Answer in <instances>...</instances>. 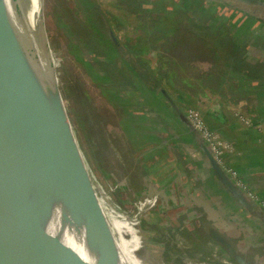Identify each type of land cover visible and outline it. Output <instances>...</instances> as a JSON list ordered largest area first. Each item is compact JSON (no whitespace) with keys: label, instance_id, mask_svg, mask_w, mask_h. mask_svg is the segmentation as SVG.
<instances>
[{"label":"rangeland","instance_id":"rangeland-1","mask_svg":"<svg viewBox=\"0 0 264 264\" xmlns=\"http://www.w3.org/2000/svg\"><path fill=\"white\" fill-rule=\"evenodd\" d=\"M44 7L48 43L69 123L102 205L131 244L138 264H236L230 256L217 253L212 244L216 243L209 241V228L221 232L248 261L264 264V246L260 241H246L242 230L202 219L197 224L200 229L183 232L182 226H173L178 225L175 219L170 217V223L162 218L157 196L147 195L142 180L144 167L150 165L142 154L146 143L141 148L139 144L154 132L145 134L134 125L140 120L137 100L156 109L146 124L167 130L177 127H168L173 114L187 116L193 107L206 124L225 127L250 151L254 144L247 129L253 126L251 122L264 125L263 112L256 108L252 91L245 88L250 82L238 76L235 88L227 77L220 79L213 71H217L219 54L212 48L218 47L215 39L238 41L244 53L253 45L261 48L264 25L252 19L236 25V19L228 21L233 17L223 7L170 12L162 5L153 14L134 9L129 0H44ZM204 37L211 43L208 50ZM259 51L254 48L253 52ZM82 53L88 54V62ZM141 61L146 62L144 69L152 73V80L145 76ZM88 65L99 75L106 73L109 82L97 78ZM150 82L156 83L154 89ZM127 125L135 131L128 132ZM179 127L178 131H186ZM158 148L159 144L151 142L145 149L158 158ZM236 161L241 165L245 160L238 157ZM212 202L221 207L217 199ZM220 209L207 208L205 215L217 219ZM197 214L204 215L200 208L184 215L193 229ZM114 239L121 251L119 237Z\"/></svg>","mask_w":264,"mask_h":264},{"label":"water","instance_id":"water-1","mask_svg":"<svg viewBox=\"0 0 264 264\" xmlns=\"http://www.w3.org/2000/svg\"><path fill=\"white\" fill-rule=\"evenodd\" d=\"M205 2L264 25L263 0ZM180 119L197 148H189L180 134L175 141L186 153L200 154L199 161L226 194L225 201L217 199L221 211L234 203L230 218L264 240V204L219 164L189 115ZM225 162L264 202L228 157ZM216 220L213 224L229 225L221 214ZM208 233L218 254L236 264H256L236 253L221 232L209 228ZM115 237L68 120L48 43L44 0H0V264H124Z\"/></svg>","mask_w":264,"mask_h":264},{"label":"crops","instance_id":"crops-1","mask_svg":"<svg viewBox=\"0 0 264 264\" xmlns=\"http://www.w3.org/2000/svg\"><path fill=\"white\" fill-rule=\"evenodd\" d=\"M252 96H254L253 100L256 103V108L263 112L264 115V94L258 91ZM192 109L196 108L192 107ZM181 117L187 118L186 115H181L179 112H176L172 115V119H168V124L170 127L177 126L175 130H172L173 133L185 137V141L189 148L196 149V145H194L191 138H189L190 129H188L184 121L180 119ZM261 122L264 123V117L261 118ZM251 124L253 126L249 127L247 130L251 136L254 147H251L250 151H246L238 138L229 130L225 129V127L210 122L209 127L214 130L222 140L230 141L233 145V150L231 153L227 154L228 161L243 173L247 186L264 197V125L259 122L255 123L256 126L252 122ZM179 126L185 128L186 131H178ZM191 137H193V135ZM173 141L174 144L172 143L173 145L170 146L171 150L169 151L171 153L163 157L165 160L164 163L161 161L159 162L157 160L158 158L146 161L150 166H147V168L144 167L146 175L144 179H142L145 185L143 190L148 193L147 195L155 194L158 199L162 200L163 211L165 209L164 212L162 211L163 214L160 212L163 216L162 218H170L171 213L167 212L170 208H174V206L176 208L174 212L178 211L182 216L191 214L193 208H200L204 215L197 214L193 221L198 223L202 222V219H206L213 224L217 220L211 219L208 215H205L208 213L206 209L219 208L216 207V204L213 203L212 200L215 198L225 201L226 194L222 192L216 180L211 177L210 172L204 166L205 162L203 160L199 161L200 154L197 153L196 150L194 151V155L191 153L192 150H189L188 154L183 147L178 145L175 138ZM238 157L245 160L241 165L235 163ZM250 158L251 162L249 163L248 159ZM175 165L177 167H175ZM172 166L177 170H173ZM158 203L160 207L161 201L159 200ZM220 212L221 209L218 215ZM210 213L209 211V214ZM166 222L173 223L170 220ZM184 226L189 227L190 225L185 224Z\"/></svg>","mask_w":264,"mask_h":264},{"label":"trees","instance_id":"trees-1","mask_svg":"<svg viewBox=\"0 0 264 264\" xmlns=\"http://www.w3.org/2000/svg\"><path fill=\"white\" fill-rule=\"evenodd\" d=\"M129 2L132 4V6L135 8H139L142 11H145L148 14H153L155 13L154 11L158 10L160 8V6L165 5L166 8L168 9V11H174L176 9H186L188 7H200L204 10H217V8L219 7H223L217 3L211 2V3H207L205 2V0H129ZM224 8V7H223ZM229 16H232V19H228V21L236 19L235 24L236 25H240L241 22L243 23L244 19H250L248 16L246 15H241L237 12L234 11H230L229 10ZM240 16V17H239ZM240 18V19H239ZM257 21H254V23ZM231 23V22H230ZM194 25H198L197 23H194ZM66 27V26H65ZM248 31H246L247 33ZM220 34L218 35L219 38ZM205 38V37H204ZM225 41V42H224ZM220 40V39H215L214 43L218 46V47H213L212 49H214V51L219 54L217 57L219 59L218 65H217V71H215L213 69L214 72H216V74L218 73V75H220V79L223 78H228L230 80V83L235 87L238 88V76L242 77L244 79L245 82L249 83L250 82V86L249 87H245L248 88L251 94H255L258 91L261 92V90H259V88L264 87V57L263 59H260L259 57H256L255 55L252 54V52L254 51V48H257L255 45L251 46V47H247L245 53L243 52V47L242 46H237V43L235 41L233 42H229L228 40ZM205 42H206V47L207 50L209 49V45L211 44L210 42H208V40L205 38ZM257 49H260V51L258 52L263 53V50L258 47ZM81 51V50H80ZM214 52V53H215ZM225 55H224V54ZM223 54V57H221ZM257 54V55H259ZM83 58H86L85 61L88 62V54L87 53H82ZM220 56V57H219ZM90 61V60H89ZM131 64V66H134V64L132 62H129ZM142 67H143V71L145 76L148 78V80H152L153 78L152 73L148 70V68L146 67V69H144L146 62L145 61H141L139 63ZM89 66V70H91V73H94V75L99 78L102 79L103 82L107 83L109 82V77L108 75L102 74L99 75L93 67ZM148 66V64H147ZM221 66L224 67L225 70L228 69V71H224L223 69H221ZM231 66V68H230ZM144 76V77H145ZM219 79V80H220ZM146 80V78H145ZM147 81V80H146ZM215 81V80H213ZM150 84L154 87L156 86V83L154 82H150ZM111 94H113V97L117 100H119L117 94H115V92H113L112 90L110 91ZM249 93V92H248ZM127 95H135V93H126ZM136 111L139 114V118L140 120L137 121L135 120V128L139 127L141 128V131L145 134H147V132L152 131L154 132V135L148 136L146 135V138L141 140V144H139L140 148L142 145H147L146 147H144V152H142V154L147 158V161L151 160L154 158L155 155H153L152 151H147L148 145L151 142H156L157 144H159V156H157L158 158L160 157V159L162 157H164L167 154L166 148L168 146L173 145L172 143L174 142L173 139L174 137L172 136L174 133L172 131V129H168L167 128H158V127H152L148 124H146L147 119H151V115L153 114V112L156 111V109L154 107H151L150 104H148L147 102L144 101H136ZM148 113H150L151 115H149ZM130 125V124H129ZM133 125V126H134ZM152 127V128H151ZM169 127V124H168ZM126 130L128 132H134L135 128H131L130 126L125 127ZM175 135V134H174ZM134 139H137V134L135 133L133 136ZM165 142H167L166 144H164ZM143 149V148H142ZM142 151V150H141ZM152 157V158H151ZM175 164V163H174ZM175 167H177L175 165ZM174 166H172V169H176ZM177 170V169H176ZM161 201L160 203V207H159V212L162 213L163 211V207H162V200L159 199ZM235 204H231V205H226L222 211H221V215H222V220H225L227 224L231 225L232 227L238 229V230H242L245 233V239L246 241L252 243L253 241H260V244L262 245L264 243V240H262L261 238H259V236L257 234H255L252 229L250 227H248L247 225H239L238 222L233 219L230 218V216L233 214V212L231 211V208H234ZM191 209V208H190ZM189 209V211H190ZM174 210H176L175 206L174 208H170L168 210L167 213H171V217L175 220H172L170 218H168L167 220H172L175 221L178 225L173 224V226H177L180 228V226H182V229H180L181 231L184 232L185 231H197V229L199 228V225H197L198 223H196V227L195 229L191 228L190 229L186 226H184L185 224H190L189 219L188 218H184V216L181 215L180 212H174ZM183 217V218H182ZM201 218V217H199ZM209 241L212 243L214 241H212L211 239H209ZM214 245V243H212ZM258 244V243H257ZM216 245V244H215ZM258 246V245H256Z\"/></svg>","mask_w":264,"mask_h":264},{"label":"built area","instance_id":"built-area-1","mask_svg":"<svg viewBox=\"0 0 264 264\" xmlns=\"http://www.w3.org/2000/svg\"><path fill=\"white\" fill-rule=\"evenodd\" d=\"M189 119L193 124L195 130L202 136V138L206 142L215 159L226 169V172L232 177V179L235 180L237 184L240 185V187L246 190L254 200L258 201L261 204H264V202L257 195L249 192L246 189V185L241 179L239 173L234 168L226 164L225 160L227 158V154L232 151V144L220 140L217 137L216 133L212 131L209 126H207L199 111L190 109Z\"/></svg>","mask_w":264,"mask_h":264},{"label":"bare ground","instance_id":"bare-ground-1","mask_svg":"<svg viewBox=\"0 0 264 264\" xmlns=\"http://www.w3.org/2000/svg\"><path fill=\"white\" fill-rule=\"evenodd\" d=\"M51 12V11H50ZM132 154V153H131ZM99 197V194H97ZM100 200V197H99ZM101 202V200H100ZM102 204V202H101ZM112 229L116 236L119 237L120 245H121V256L124 264H138V260L135 257L134 252L132 251L131 244L127 241V239L124 237V234L120 227H118L117 223L114 219L110 221Z\"/></svg>","mask_w":264,"mask_h":264},{"label":"flooded vegetation","instance_id":"flooded-vegetation-1","mask_svg":"<svg viewBox=\"0 0 264 264\" xmlns=\"http://www.w3.org/2000/svg\"><path fill=\"white\" fill-rule=\"evenodd\" d=\"M236 43H238V41H236ZM237 46H238V44H237ZM255 46L257 48L259 47L257 45H255ZM261 49L263 50V53H264V44L261 46ZM263 53H260L259 55H256V54H254V52H252L253 55H255L256 57H259L260 59H263V57H264ZM259 90H261L260 93H263L264 94V87L259 88Z\"/></svg>","mask_w":264,"mask_h":264}]
</instances>
